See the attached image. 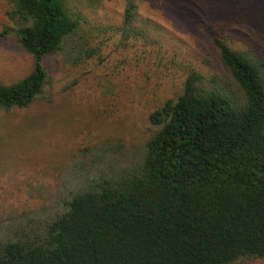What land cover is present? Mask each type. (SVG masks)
<instances>
[{"label": "trees", "instance_id": "trees-1", "mask_svg": "<svg viewBox=\"0 0 264 264\" xmlns=\"http://www.w3.org/2000/svg\"><path fill=\"white\" fill-rule=\"evenodd\" d=\"M102 1L86 0L91 9ZM188 1L222 30L243 16L257 22L264 15V0ZM7 3L12 26L0 36H14L32 57V69L0 82L3 110L26 108L42 93L46 55L78 65L109 40L122 48L130 40L158 43L138 12L139 0H122L120 23L103 27L88 24L71 0ZM232 39L227 33L212 40L227 73L224 84L190 69L181 91L149 112L146 138L132 155L123 146L80 150L51 204L0 224V264L264 260V55L255 42ZM145 54L140 50L137 60Z\"/></svg>", "mask_w": 264, "mask_h": 264}, {"label": "rangeland", "instance_id": "rangeland-1", "mask_svg": "<svg viewBox=\"0 0 264 264\" xmlns=\"http://www.w3.org/2000/svg\"><path fill=\"white\" fill-rule=\"evenodd\" d=\"M137 6L157 44L130 40L122 48L109 40L97 56L78 65L62 54L46 55L42 93L26 108L0 109V224L51 204L69 160L80 150L123 146L127 157L132 155L146 138L149 112L181 91L190 69L224 84L227 73L214 37L229 33L232 40L255 42L264 55V15L256 16L257 22L243 16L222 30L188 0H139ZM71 7L98 27L121 20L122 0H103L95 9L86 0H71ZM7 10V0H0V33L12 26ZM142 49L147 54L137 60ZM31 69L32 57L14 36H0V82L17 81Z\"/></svg>", "mask_w": 264, "mask_h": 264}]
</instances>
